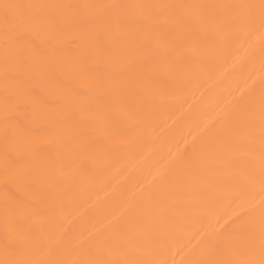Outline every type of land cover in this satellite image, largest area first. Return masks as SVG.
Segmentation results:
<instances>
[{
	"label": "bare ground",
	"instance_id": "obj_1",
	"mask_svg": "<svg viewBox=\"0 0 264 264\" xmlns=\"http://www.w3.org/2000/svg\"><path fill=\"white\" fill-rule=\"evenodd\" d=\"M0 264H264V0H0Z\"/></svg>",
	"mask_w": 264,
	"mask_h": 264
},
{
	"label": "snow or ice",
	"instance_id": "obj_2",
	"mask_svg": "<svg viewBox=\"0 0 264 264\" xmlns=\"http://www.w3.org/2000/svg\"><path fill=\"white\" fill-rule=\"evenodd\" d=\"M5 7L7 8V7H9L8 5H5Z\"/></svg>",
	"mask_w": 264,
	"mask_h": 264
}]
</instances>
